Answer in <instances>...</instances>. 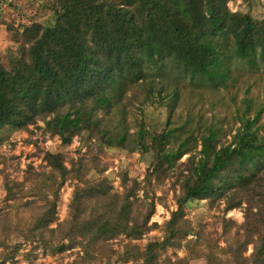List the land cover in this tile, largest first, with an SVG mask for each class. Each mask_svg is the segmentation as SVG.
<instances>
[{"label":"trees","instance_id":"16d2710c","mask_svg":"<svg viewBox=\"0 0 264 264\" xmlns=\"http://www.w3.org/2000/svg\"><path fill=\"white\" fill-rule=\"evenodd\" d=\"M228 1L35 0L41 18L3 20L12 44L0 54V137L34 125L60 141L43 150V167L28 162L21 179H3L0 264H15L24 243L29 259L37 249L54 254L80 246L77 264H100L117 237L123 247L114 264H157L168 247H183L205 264H264V134L255 125L261 109L242 118L228 142L220 140L227 130L214 126L180 137L182 127L169 126L178 89L162 94L168 83L160 80L174 67L215 87L225 84L234 59L264 68V16L231 9ZM154 79L158 88L150 83L152 94L142 101L163 107L164 118L147 121L141 114L129 131L119 111L112 123L127 90ZM74 136L78 154L71 156L66 148ZM109 149L147 155L142 178L121 162L116 190L100 159ZM172 176L175 207L162 223L150 222L156 199H164L154 186ZM71 180L68 216L59 220L60 189ZM201 199L223 200V212L245 202L241 222L221 216V234L231 236L225 245L205 237L186 215ZM26 210L20 225L16 215ZM154 227L159 236L134 241ZM249 244L253 250L245 254ZM103 264H111V256Z\"/></svg>","mask_w":264,"mask_h":264},{"label":"rangeland","instance_id":"374dc122","mask_svg":"<svg viewBox=\"0 0 264 264\" xmlns=\"http://www.w3.org/2000/svg\"><path fill=\"white\" fill-rule=\"evenodd\" d=\"M3 3V9L0 13V54L2 57L12 42L9 39L3 20L13 21L14 24L27 22L30 19L41 18L42 9H39L35 0H0ZM12 4H8V2ZM228 5L231 9H239L249 12L254 16H264V0H230ZM171 72L168 77H160V80L165 84L162 94H170L172 88L177 87L179 99L176 108L171 117L169 126L182 127L177 130L180 137H183L186 132L192 131L196 136L205 131L209 127H216L220 131L226 129L227 132L220 135V140L228 142L231 133L241 123V119L249 116L253 117L257 110H260V115L255 123L259 126L260 131L264 134V68L263 66L257 69H250L249 66L240 59H234L231 64L229 77L225 80V84L211 86L205 80H199L196 77L188 75H178L174 67H166V72ZM170 77V79H169ZM159 78V77H157ZM157 79L144 80L131 86L122 101L116 105V108L110 114L111 122L115 123L121 111L129 125V131L136 129L141 114L145 120L151 121L158 118H164V109L159 105L142 101L145 94H152L149 89L150 83L152 88L156 90L159 83ZM129 94H136L135 97H130ZM39 125H43L41 120ZM29 130L10 131L8 136L0 137V206L3 203L4 189L2 187L3 179L13 178L21 179L24 174V169L27 163L30 162L34 169L43 167L44 160L42 159L43 150L56 147L60 139L57 135H49L43 133L40 127L30 125ZM30 138L26 140V138ZM11 142L14 144L12 145ZM78 138L74 136L69 146L66 148L68 155L76 156ZM199 144L197 148H199ZM81 150H84L82 147ZM101 162L107 167L105 173L111 176V182L116 190H121L119 177L116 174L118 165L122 162H128L129 173L136 175L137 179L143 176V170L148 162V156H141L139 152H125L118 149H109L105 153H100ZM187 153L181 156L184 159ZM47 168V167H46ZM172 177H168L164 183L154 186V191L157 195H164L163 201L156 199L154 212L150 218L151 221L162 223L169 216L170 210L175 207V202L172 197L171 181ZM72 182L67 181L60 189V196L57 202L58 218L64 219L68 216V200L70 197ZM141 189L138 190V195L141 196ZM223 200L214 201L210 205L206 200H193L186 208V215L192 222L193 226L203 232L205 237L216 239L219 244L225 245L228 239L221 234L222 224L221 216L231 217L237 222L243 220L242 201L240 206L231 208L223 212ZM30 211L26 210L20 217L16 215L18 223L22 225L25 218H28ZM54 224V223H52ZM233 230V229H232ZM161 230L159 227L151 228L141 238L134 239L135 242L142 245L149 237L159 236ZM111 249H104L101 254L100 264L104 263L107 257L111 256V264H114L116 251L123 247V240L117 237L111 240ZM30 248V245L23 244L19 253L16 254L15 264H77L78 251L81 247L77 246L72 249L54 254H43L39 249L35 250L37 255L29 259L25 253ZM253 245L249 244L245 254L251 253ZM123 264H130L126 262ZM157 264H205L203 258H190L187 251L183 247L171 248L168 247L162 252L157 260ZM224 264V263H221Z\"/></svg>","mask_w":264,"mask_h":264}]
</instances>
